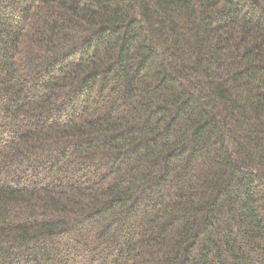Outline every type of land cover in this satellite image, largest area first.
Returning a JSON list of instances; mask_svg holds the SVG:
<instances>
[{
    "label": "trees",
    "instance_id": "16d2710c",
    "mask_svg": "<svg viewBox=\"0 0 264 264\" xmlns=\"http://www.w3.org/2000/svg\"><path fill=\"white\" fill-rule=\"evenodd\" d=\"M0 264H264V0H0Z\"/></svg>",
    "mask_w": 264,
    "mask_h": 264
}]
</instances>
